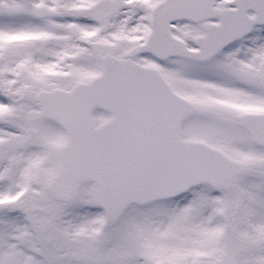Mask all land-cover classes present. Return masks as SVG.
I'll return each mask as SVG.
<instances>
[{"label":"snow or ice","instance_id":"1","mask_svg":"<svg viewBox=\"0 0 264 264\" xmlns=\"http://www.w3.org/2000/svg\"><path fill=\"white\" fill-rule=\"evenodd\" d=\"M0 264H264V0H0Z\"/></svg>","mask_w":264,"mask_h":264}]
</instances>
